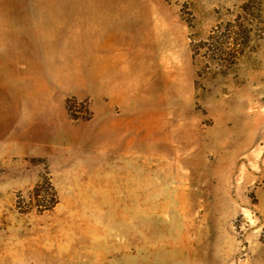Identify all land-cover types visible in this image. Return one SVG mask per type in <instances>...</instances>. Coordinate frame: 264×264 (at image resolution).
I'll list each match as a JSON object with an SVG mask.
<instances>
[{
    "label": "rangeland",
    "instance_id": "rangeland-1",
    "mask_svg": "<svg viewBox=\"0 0 264 264\" xmlns=\"http://www.w3.org/2000/svg\"><path fill=\"white\" fill-rule=\"evenodd\" d=\"M0 264H264V0H0Z\"/></svg>",
    "mask_w": 264,
    "mask_h": 264
}]
</instances>
